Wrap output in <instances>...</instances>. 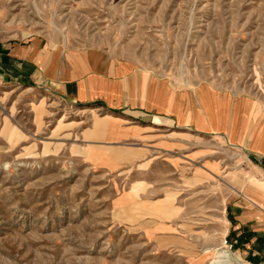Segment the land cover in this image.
Wrapping results in <instances>:
<instances>
[{"label":"rangeland","instance_id":"1","mask_svg":"<svg viewBox=\"0 0 264 264\" xmlns=\"http://www.w3.org/2000/svg\"><path fill=\"white\" fill-rule=\"evenodd\" d=\"M35 45L105 63L129 101L162 84L229 106L214 129L134 118L1 71L0 264H240L224 250L262 264L230 242L226 210L264 197L251 144L264 121V0H0V53Z\"/></svg>","mask_w":264,"mask_h":264},{"label":"crops","instance_id":"2","mask_svg":"<svg viewBox=\"0 0 264 264\" xmlns=\"http://www.w3.org/2000/svg\"><path fill=\"white\" fill-rule=\"evenodd\" d=\"M0 66L3 67L0 72H3L6 79L15 78L20 82H31L40 88L46 87L62 99L78 106L98 105L96 108L98 111L101 109L113 112L130 110L133 111L134 116H137L134 118L158 116L164 120L175 119L177 123L186 122L185 124H197L199 127L210 129L226 122L229 106L227 99L217 97L216 101L210 102V105L197 103L193 97L173 93L162 84L150 86L151 88L142 84V88L137 89L130 102L129 90L125 88L122 81L116 80L117 82L114 83L108 78L105 63L98 62L92 67L89 61H84L83 58L75 61L71 56H52L51 52L41 50L40 45L4 49L0 53ZM130 71L131 69L121 66L113 73L123 80L125 76L130 75ZM1 74L0 79L5 80ZM133 77V75L131 78L128 76V80L132 83L136 81L132 79ZM142 83L146 81L142 79ZM204 96L206 95L203 94ZM234 110L237 115L239 114L238 117L246 114L245 106L241 101L234 103ZM259 117L262 118L263 115L259 113ZM108 118L112 117H105V119ZM115 120L125 122L120 118ZM232 126L239 129L240 122L235 121ZM257 132L252 137L253 141H250L252 155L259 169L264 172V121L260 123ZM228 136L224 137L230 144H232L230 138L238 142L240 137L234 132H229ZM255 199L248 198L249 203L231 202L227 206L228 236L230 242L242 251L245 257L264 264V197L259 195L255 196Z\"/></svg>","mask_w":264,"mask_h":264},{"label":"bare ground","instance_id":"3","mask_svg":"<svg viewBox=\"0 0 264 264\" xmlns=\"http://www.w3.org/2000/svg\"><path fill=\"white\" fill-rule=\"evenodd\" d=\"M96 111H98V110H96ZM86 112H89V111H86ZM85 112V113H86ZM94 112V111H93ZM94 113H97V112H94ZM110 119V118H109ZM217 255H219V257L218 258H220V259H225V260H228V261H230V262H238V263H240V264H245V262L242 260V258L240 257V255L239 254H237V253H234V252H231V251H229V250H224V251H222V252H220V253H217ZM216 255V256H217ZM226 263V262H225ZM229 264V263H228Z\"/></svg>","mask_w":264,"mask_h":264}]
</instances>
